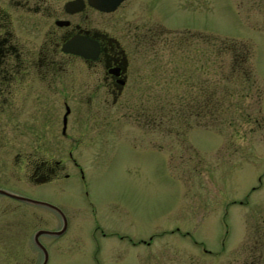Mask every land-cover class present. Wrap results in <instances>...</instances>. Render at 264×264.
Here are the masks:
<instances>
[{
	"label": "rangeland",
	"instance_id": "obj_1",
	"mask_svg": "<svg viewBox=\"0 0 264 264\" xmlns=\"http://www.w3.org/2000/svg\"><path fill=\"white\" fill-rule=\"evenodd\" d=\"M175 2L162 1L160 17L137 11L132 21L179 29L183 39L142 54L150 65L143 95L96 113L76 108L77 143L62 139L65 97L49 94V109L21 111L17 96L0 95L11 105L0 107V190L40 202L0 194V222L57 232L63 217L44 203L59 208L66 232L41 237L50 264H97L98 253L100 264H264V0ZM14 19L13 40L27 50L36 34ZM209 38L251 48L252 82L219 81L216 69L225 70L207 57ZM190 95L196 110L179 106ZM68 149L83 174L65 155L60 179L30 181L47 150L59 160Z\"/></svg>",
	"mask_w": 264,
	"mask_h": 264
},
{
	"label": "flooded vegetation",
	"instance_id": "obj_2",
	"mask_svg": "<svg viewBox=\"0 0 264 264\" xmlns=\"http://www.w3.org/2000/svg\"><path fill=\"white\" fill-rule=\"evenodd\" d=\"M162 1L126 0L116 10L107 12L92 6L89 0H0V95L7 92L8 96H17L16 108L21 111L28 104V107L49 109L50 104H45L49 94L65 97L62 139L69 145L77 143L82 137V127L77 128L78 131L70 123L76 108L82 113H96L111 102L114 107L122 97L143 95L141 87L150 85V65L142 54L150 52L152 47L162 48L179 42V29L140 27L132 21L137 11H143V14L149 11L160 17L157 7ZM183 1L176 0L175 3ZM14 18H19L20 26L36 34L27 50L13 40L12 28L17 27ZM73 39L92 42V46L99 48L97 58L86 59L65 52V44ZM14 84L15 90L11 88ZM84 96L90 98L88 104L80 99ZM71 97L77 98L79 104L76 107L69 105ZM100 97L104 99L97 106L94 99ZM10 106L7 102L0 103L4 111ZM68 107L71 112L65 126ZM32 139L35 140L34 137ZM47 151V161L41 159L39 164L32 165L29 173L31 182L60 179L67 168L65 155L83 174L71 149L59 160H56L54 152ZM39 154L36 150L33 155L39 158ZM63 176L68 177L69 174ZM50 208L63 217V227L59 231L67 230L68 222L60 209ZM20 226L15 222H0V264H50L51 244L42 242L41 237L60 236L66 231L60 235L42 234L37 237L40 231L31 235L20 231ZM92 258L100 264L99 253Z\"/></svg>",
	"mask_w": 264,
	"mask_h": 264
},
{
	"label": "trees",
	"instance_id": "obj_3",
	"mask_svg": "<svg viewBox=\"0 0 264 264\" xmlns=\"http://www.w3.org/2000/svg\"><path fill=\"white\" fill-rule=\"evenodd\" d=\"M197 36H191L192 39H195ZM207 38V37H206ZM183 39V37L178 38ZM210 39H212L213 43V53L212 55L207 54V57H214V65L221 67L220 69L225 70L224 73L219 72L217 69L215 71L216 76L219 78V81H224L225 83H236L238 81L244 80V83L247 80L252 82L253 80V68L251 63L252 58V50L248 46H237L236 44H232V42L223 40L219 41L217 39L209 38L208 43H210ZM255 80V79H254ZM228 93V92H227ZM229 97H234L235 93H228ZM184 97L183 93L179 95V99ZM187 101L179 100V106L185 107V102H187L191 106H187L191 110H196L194 103L196 104L197 100H194L195 96H188ZM191 97V98H190ZM193 97V98H192ZM210 97V96H207ZM217 110V109H216ZM192 114V113H191Z\"/></svg>",
	"mask_w": 264,
	"mask_h": 264
},
{
	"label": "water",
	"instance_id": "obj_4",
	"mask_svg": "<svg viewBox=\"0 0 264 264\" xmlns=\"http://www.w3.org/2000/svg\"><path fill=\"white\" fill-rule=\"evenodd\" d=\"M124 1H126V0H89L90 4L92 6L98 8V9H101L103 11H107V12H112V11L116 10L119 7V5L121 3H123ZM64 51L68 52V53H72V54L82 56L86 59H95L98 56L99 48H95L94 46H92V42H89V41L81 42L78 39H73V40L69 41L67 44H65ZM70 112H71V109L68 107L67 112L65 114V119H64L65 126H67L68 115L70 114ZM0 194L8 195V196L14 197L18 200H21V201L40 203V202L31 200L28 198L7 192L5 190H0ZM44 205L58 209L56 206H53V205H50L47 203H44ZM65 231H66V228L63 229L62 231H59V232H49V231L42 230L38 233L37 237H39L42 234L60 235V234L64 233Z\"/></svg>",
	"mask_w": 264,
	"mask_h": 264
}]
</instances>
